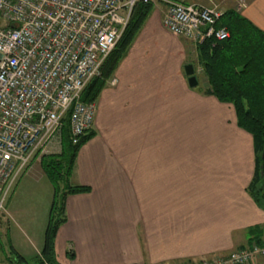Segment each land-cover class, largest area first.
I'll return each mask as SVG.
<instances>
[{"label":"crops","instance_id":"crops-1","mask_svg":"<svg viewBox=\"0 0 264 264\" xmlns=\"http://www.w3.org/2000/svg\"><path fill=\"white\" fill-rule=\"evenodd\" d=\"M168 1L153 5L96 100L73 176L91 190L67 197L60 264H187L264 242V206L248 190L253 136L233 104L205 94L206 77L189 85L196 45L163 25ZM176 1L233 10L264 32V0ZM37 160L4 210L0 264L6 244L27 258L44 246L54 187Z\"/></svg>","mask_w":264,"mask_h":264},{"label":"built area","instance_id":"built-area-1","mask_svg":"<svg viewBox=\"0 0 264 264\" xmlns=\"http://www.w3.org/2000/svg\"><path fill=\"white\" fill-rule=\"evenodd\" d=\"M0 0V209L32 161L61 145L68 115L74 144L92 129L97 104L83 91L101 75L138 2ZM216 7L168 1L163 25L195 45L230 32ZM61 148V147H60ZM253 243L190 264H252Z\"/></svg>","mask_w":264,"mask_h":264},{"label":"trees","instance_id":"trees-1","mask_svg":"<svg viewBox=\"0 0 264 264\" xmlns=\"http://www.w3.org/2000/svg\"><path fill=\"white\" fill-rule=\"evenodd\" d=\"M153 5L152 2L137 3L121 38L102 66L101 76L95 77L83 91L84 101L98 99L101 89L126 54ZM218 25L229 30V38L206 39L197 45L199 63L208 82L205 94L233 104L238 126L252 134L256 164L248 190L253 199L264 206V32L233 10L226 11ZM240 67H243L242 71ZM91 136L90 129L74 144L70 119L68 115L65 117L60 151L41 157V166L54 187L44 246L40 254L32 258L12 249V254L7 257L8 264H60L55 242L60 226L67 221V197L91 190L89 186L73 180L78 152ZM252 242L264 247L262 240L254 239ZM68 255L74 256L72 249L68 250Z\"/></svg>","mask_w":264,"mask_h":264},{"label":"rangeland","instance_id":"rangeland-1","mask_svg":"<svg viewBox=\"0 0 264 264\" xmlns=\"http://www.w3.org/2000/svg\"><path fill=\"white\" fill-rule=\"evenodd\" d=\"M169 1H171V0H169ZM158 2H160V0L158 1ZM194 58H196L195 60H196V63H195V65H196V67H197V71H196V73H195V75L197 76V80H198V83H199V85H202L203 84V79H204V77H206V75L204 74V72H203V69H202V67H201V64L199 63V51H198V49H197V45H196V56L194 57ZM198 61V62H197ZM200 68V69H199ZM102 74V73H101ZM101 76V75H100ZM55 147V148H54ZM60 147H61V145H57V144H51V151L50 152H48V153H52V152H59L60 151ZM42 157V156H41ZM41 157H39L38 159L40 160V163H41ZM36 160V159H35ZM39 160H37V161H39ZM39 163V162H38ZM12 194H13V189L9 192V194L7 195V197L5 198V201H4V205H3V207H2V209H0V224H3L4 222V220H2L3 218H4V210H5V208L8 206V204H9V201H10V199H11V197H12ZM0 233L2 234V236H5L6 235V233L4 232V233H2L1 232V230H0ZM4 239L6 240V238L4 237ZM5 250L6 251H8V253L9 252H11V248L10 247H8V244H6V248H5ZM11 254H12V252H11ZM37 255H39V254H37ZM37 255H35L34 257H36ZM264 258V255H259V256H257V258L256 259H258V258ZM255 259V260H256ZM1 264H8L7 263V261H4V262H2ZM33 264H39V263H33Z\"/></svg>","mask_w":264,"mask_h":264},{"label":"water","instance_id":"water-1","mask_svg":"<svg viewBox=\"0 0 264 264\" xmlns=\"http://www.w3.org/2000/svg\"><path fill=\"white\" fill-rule=\"evenodd\" d=\"M239 70L242 71L243 67H240ZM185 72L189 76L188 78L189 85L191 87L198 85L197 76L195 75V69L192 63H188L185 65Z\"/></svg>","mask_w":264,"mask_h":264}]
</instances>
